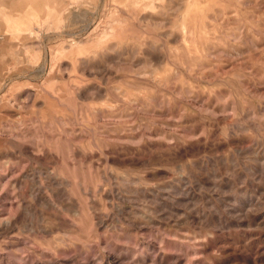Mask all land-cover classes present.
I'll return each instance as SVG.
<instances>
[{
	"label": "rangeland",
	"instance_id": "1",
	"mask_svg": "<svg viewBox=\"0 0 264 264\" xmlns=\"http://www.w3.org/2000/svg\"><path fill=\"white\" fill-rule=\"evenodd\" d=\"M0 264H264V0H0Z\"/></svg>",
	"mask_w": 264,
	"mask_h": 264
}]
</instances>
